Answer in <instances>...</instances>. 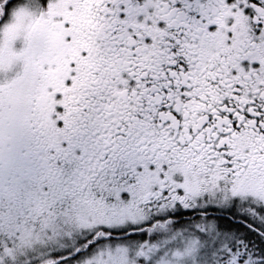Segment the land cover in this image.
Masks as SVG:
<instances>
[{
	"label": "snow or ice",
	"instance_id": "6c2138e0",
	"mask_svg": "<svg viewBox=\"0 0 264 264\" xmlns=\"http://www.w3.org/2000/svg\"><path fill=\"white\" fill-rule=\"evenodd\" d=\"M0 264H264V0H0Z\"/></svg>",
	"mask_w": 264,
	"mask_h": 264
}]
</instances>
